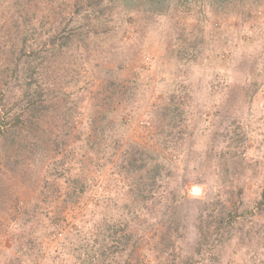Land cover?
I'll use <instances>...</instances> for the list:
<instances>
[{
    "label": "rangeland",
    "instance_id": "1",
    "mask_svg": "<svg viewBox=\"0 0 264 264\" xmlns=\"http://www.w3.org/2000/svg\"><path fill=\"white\" fill-rule=\"evenodd\" d=\"M18 1L33 24L59 20L69 36L46 33L33 50L16 41L18 5L0 0V70L47 54L48 88L38 112L23 98L31 128L13 110L21 92L0 83V264H83L107 218L132 223L134 208L129 264H264V210L239 216L229 238L208 231L264 188V0ZM177 109L192 120L182 129ZM136 158L163 165L154 199L137 197ZM74 181L87 184L77 201Z\"/></svg>",
    "mask_w": 264,
    "mask_h": 264
},
{
    "label": "trees",
    "instance_id": "2",
    "mask_svg": "<svg viewBox=\"0 0 264 264\" xmlns=\"http://www.w3.org/2000/svg\"><path fill=\"white\" fill-rule=\"evenodd\" d=\"M14 1L15 3H12V7L17 4L18 6L16 7V13L18 16L20 15L19 17H16V20L14 22V25H16V28L19 30L15 35L16 41H21L26 46L31 47L33 50H36V48L41 44L46 33H54V43H57L61 37L66 38L69 36L66 27H62L59 20H56L53 23L43 21L39 23L38 26L36 22L33 24L34 21H32V19H28L30 18L28 15L23 16V12L20 8V2L18 0ZM232 1L235 2L236 0H229L230 3H232ZM110 2H112V0H107V3ZM79 3L80 0H77V4ZM98 5L99 1L96 4H93L92 8H89L88 11H91L90 13L95 12V8ZM81 7L82 6L78 5L77 13H82ZM246 15L251 16L249 12H247ZM26 21L30 25H27V23H23ZM75 23L76 25L73 26L71 30L72 32L79 28L77 25V21ZM23 25L28 26L24 27L27 36L20 37L18 34L20 31L23 33ZM86 25H88V23H86ZM41 26L42 28H40ZM38 28L41 30V32L39 33L36 32ZM23 43L22 45H18L22 50L25 47L23 46ZM202 49L203 48L200 49V46L198 47L196 45H191V51L193 52L192 55L196 54L197 52V54H199L200 52H202ZM16 55H18L16 59L12 57L9 58L10 61L6 62L4 68L0 70V83H3L6 88H8L9 85H16L18 91H20L22 94V103H19V106H15L13 108L17 115V122L23 124L21 125L23 127H26V125L28 124L27 127L31 126V128H33L35 127L36 123L35 118L38 117L36 112L39 111L42 105L40 103L41 100L38 99H41L48 95V88L44 84H42V77L40 76L39 72L43 64V59L47 58V54H39L37 51H34V58L26 59L24 67H22L23 60L21 57V53ZM186 88H184V91H186ZM23 98L26 99L27 104H32L34 109H36V112H29L30 114L26 113V109L24 110L23 108L27 107V104H25L24 107ZM29 109L30 108H28V110ZM172 116L173 118L171 120V124L174 125L176 129H182L184 128L185 123L187 121H190V123L192 121L191 118L187 116L184 110H174ZM125 154L131 155V151L125 150ZM131 157H133V154ZM136 159L134 161H129L132 165L130 166L131 169H129V171H131V175L134 173H138L136 183L137 188L139 190V194L137 197L142 201L144 199H154V197L151 196V193L153 194V190L156 188L157 183L160 180H163V165L158 162H155L154 164H150L148 166L147 162H142L139 166H137L139 159ZM142 160L146 161L147 159L144 160L142 158ZM142 169H146L145 172H143L144 170ZM70 189L71 191L69 192L68 200L77 201L87 191V184L83 183L81 184V186H78L77 184H75L74 181L70 185ZM167 199L170 200L172 203H174L175 201L174 197H168ZM155 201L156 203L163 202L162 199H155ZM255 206L256 207L254 208H249L240 212L239 207L236 206L235 203L232 204V206L229 207L224 213V217H221V223L217 225H212L214 221L209 222L208 231H211V237L213 238L214 235H218V232L221 231V234H226L229 238L231 231L228 225L230 224V226H232L233 224H235V221L239 218V216H251L255 215V212L261 213V211L264 210V188L262 191L261 198L258 202H256ZM129 219H133V222L131 223L129 220H127L126 222L122 220H113L111 222V219L109 220L107 218V220L105 221V228L102 230L101 236L100 234H97L94 236L93 240H90V243L88 242L87 244H84V251L87 253L86 256H84V258L82 259L83 264H129L127 263L128 256L124 255L126 253H130L131 255V252H134V247L136 246V242H134V237H139L138 230H141L143 224V221L138 212V208L132 209ZM170 219L171 217L168 218V222H170ZM59 220V215H56L55 222L59 223ZM172 220L177 221L178 219L175 216ZM205 233L207 232L205 231ZM132 239L133 242L131 243L130 241ZM212 243L213 242H211V244ZM140 258V256L136 257L137 264H142V260Z\"/></svg>",
    "mask_w": 264,
    "mask_h": 264
}]
</instances>
